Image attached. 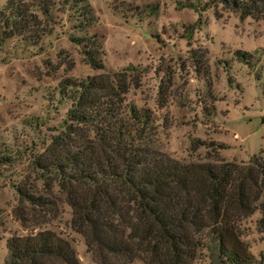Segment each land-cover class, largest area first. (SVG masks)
I'll return each mask as SVG.
<instances>
[{
  "label": "rangeland",
  "instance_id": "1",
  "mask_svg": "<svg viewBox=\"0 0 264 264\" xmlns=\"http://www.w3.org/2000/svg\"><path fill=\"white\" fill-rule=\"evenodd\" d=\"M86 1L94 17L86 32L98 36L100 69L71 40L83 32L67 12L52 11L51 31L35 45L16 35L0 41V264L8 237L43 228L65 238L79 264H97L71 228L70 208L54 184L58 200L50 214L20 204L15 188L25 183L39 194L48 191L30 160L63 128L68 103L55 90L62 78L124 72L125 102L150 110L155 148L175 159L205 161L217 153L238 164L253 155L264 160V17L240 19L218 0ZM236 50L250 56L237 57ZM196 139L204 144L191 149ZM263 214L254 211L240 224L253 264H264V231L257 224ZM193 264H208L204 251Z\"/></svg>",
  "mask_w": 264,
  "mask_h": 264
},
{
  "label": "trees",
  "instance_id": "2",
  "mask_svg": "<svg viewBox=\"0 0 264 264\" xmlns=\"http://www.w3.org/2000/svg\"><path fill=\"white\" fill-rule=\"evenodd\" d=\"M218 1L240 19L264 17V0ZM53 10L74 18L72 27L83 35L71 40L81 44L91 68H102L98 36L86 32L94 22L86 0H5L0 41L16 35L35 45L51 31ZM129 83L124 72L57 82L58 98L68 103L63 128L30 160L48 191L18 183L19 203L55 213L54 184L70 208L71 228L97 264H193L201 251L208 264H253L240 224L264 211V160L253 155L238 164L214 153L184 162L160 152L150 110L125 102ZM200 144L196 139L190 147ZM215 145L222 148L209 141ZM263 216L257 220L262 231ZM5 248L3 264H79L69 242L46 228L11 235Z\"/></svg>",
  "mask_w": 264,
  "mask_h": 264
}]
</instances>
